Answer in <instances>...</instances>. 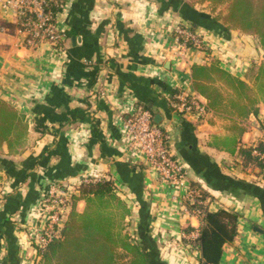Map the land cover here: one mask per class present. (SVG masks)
<instances>
[{
  "label": "crops",
  "instance_id": "0c3cea01",
  "mask_svg": "<svg viewBox=\"0 0 264 264\" xmlns=\"http://www.w3.org/2000/svg\"><path fill=\"white\" fill-rule=\"evenodd\" d=\"M215 17L208 1L65 0L56 17L58 52L48 42L27 47L12 14H0V97L27 121L23 150L9 155L3 146L0 154V264H34L38 200L52 183L75 187L86 177L114 180L131 209L135 240L152 243L164 264H204L189 243L199 218L172 199L183 188L159 180L145 156L129 148L120 117L138 107L168 133L187 182L210 194L208 209L239 214L237 234L217 264H264V171L210 145L213 136L246 146L264 140V103L234 120L174 108L182 93L206 103L193 90L192 64L216 58L251 86L264 62L257 38ZM191 24L200 47L175 39L176 26Z\"/></svg>",
  "mask_w": 264,
  "mask_h": 264
},
{
  "label": "trees",
  "instance_id": "16d2710c",
  "mask_svg": "<svg viewBox=\"0 0 264 264\" xmlns=\"http://www.w3.org/2000/svg\"><path fill=\"white\" fill-rule=\"evenodd\" d=\"M193 1H208L213 11L227 3L226 11L217 14V18L228 27L254 36L264 49V0ZM52 10L56 14L61 8ZM14 25L17 27L16 23ZM189 29L193 30L192 24ZM190 71L193 90L206 99L207 111L234 120L247 117L258 102L264 103V62L256 66L251 86L222 67L216 58L206 64H192ZM26 133L25 116L0 97V151L5 146L9 155L20 153ZM210 145L230 154L236 152L244 168L258 167L264 171V161L252 152L254 149L264 152V140L254 146H246L236 137L213 136ZM190 185L199 187L192 181ZM200 190L203 202L188 205L202 211L198 235L189 243L199 250L204 264H217L223 245L237 234L239 214L224 208L210 211L208 203H204L210 200V194L202 188ZM71 198V210L60 236L46 245L37 264H164L157 257L152 243L149 246L144 238L131 240L125 231L124 221L130 217L131 209L117 191L112 178L81 180ZM81 201L83 208L78 210L77 204Z\"/></svg>",
  "mask_w": 264,
  "mask_h": 264
},
{
  "label": "built area",
  "instance_id": "2783aa9c",
  "mask_svg": "<svg viewBox=\"0 0 264 264\" xmlns=\"http://www.w3.org/2000/svg\"><path fill=\"white\" fill-rule=\"evenodd\" d=\"M65 0H0V14L10 12L17 24V30L25 35L24 43L29 48H37L42 42H48L58 52L63 34L57 30L56 17L52 8L63 7ZM175 39L182 46L200 47L202 39L185 26L175 27ZM177 112H187L201 117L207 113L205 102L194 96L178 94L174 103ZM123 132L128 138L129 148L141 152L149 166L156 172L159 180L174 188H183L181 194L172 195L181 205L184 215H202L200 208L188 205L202 203L201 190L187 182L188 169L185 164L174 157L171 151L168 133L154 120L147 108L138 107L125 118L120 117ZM253 154L264 161V152L254 149ZM99 177H86L82 180H97ZM75 187H65L60 183L49 185L46 193L36 204V218L30 230V242L35 262L41 257L46 245L61 234V230L71 210V193ZM198 235V231L196 233Z\"/></svg>",
  "mask_w": 264,
  "mask_h": 264
},
{
  "label": "rangeland",
  "instance_id": "374dc122",
  "mask_svg": "<svg viewBox=\"0 0 264 264\" xmlns=\"http://www.w3.org/2000/svg\"><path fill=\"white\" fill-rule=\"evenodd\" d=\"M226 7H227V3H224V4L219 5L218 7H216L214 11H216L217 14H221V12H223V11L225 12L226 11ZM2 152H3V154L5 153L4 151L1 150L0 151V154H2ZM77 208L78 209H81L82 207H79L78 204H77ZM124 222L126 224L125 225V231L128 232L131 240H135V238H134V234L135 233L133 231V226H132V223H131V218L128 217L127 220H125ZM37 263H39V262H34V264H37Z\"/></svg>",
  "mask_w": 264,
  "mask_h": 264
},
{
  "label": "water",
  "instance_id": "95a60500",
  "mask_svg": "<svg viewBox=\"0 0 264 264\" xmlns=\"http://www.w3.org/2000/svg\"><path fill=\"white\" fill-rule=\"evenodd\" d=\"M263 52V51H262ZM155 120L157 121V116L155 117ZM258 229V228H257ZM205 264H207V263H205Z\"/></svg>",
  "mask_w": 264,
  "mask_h": 264
}]
</instances>
